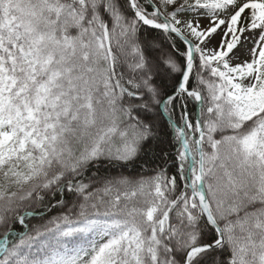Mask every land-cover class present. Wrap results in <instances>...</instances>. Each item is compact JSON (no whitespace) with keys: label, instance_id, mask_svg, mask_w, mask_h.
Masks as SVG:
<instances>
[{"label":"snow or ice","instance_id":"obj_1","mask_svg":"<svg viewBox=\"0 0 264 264\" xmlns=\"http://www.w3.org/2000/svg\"><path fill=\"white\" fill-rule=\"evenodd\" d=\"M158 5L0 0V264H264V0ZM148 30L182 41L184 64ZM157 109L176 148L156 174L85 182L151 147ZM56 194L49 210L75 203L30 227Z\"/></svg>","mask_w":264,"mask_h":264},{"label":"trees","instance_id":"obj_2","mask_svg":"<svg viewBox=\"0 0 264 264\" xmlns=\"http://www.w3.org/2000/svg\"><path fill=\"white\" fill-rule=\"evenodd\" d=\"M171 10V9H169ZM131 15V13H129ZM144 38L150 42L160 45L161 52L160 55L166 53H172L177 62L181 65L184 64V57L180 55L186 48L185 44L179 39H176V48L179 52H174L168 47L169 41L165 39V34L158 30H148L144 33ZM196 41V40H195ZM205 76L208 74L205 73ZM181 76L179 73L171 74H161L155 78L156 85L160 88L162 96L167 97L172 94L178 87ZM190 86H192L193 81H189ZM188 110L191 113V118L196 119L197 104L190 99L187 101ZM176 109L179 111L180 103L176 104ZM167 116L160 114L159 109H157V114L154 117V123L156 124V129L158 132V137L152 141L151 147L147 148L144 153H142L135 162L128 164L127 166H121L119 164H109L105 163L102 166L97 165L99 172L96 169H92L90 173L85 174V182L91 180L94 186H99L104 178H118L124 176L132 180H139L141 178H149L156 174V171L160 167V161L157 159L158 154L161 149H164L169 154H174L176 145L172 142L171 129L167 123ZM222 134L220 132L216 133V138H220ZM169 170L172 171L171 166ZM95 178V179H93ZM60 195L55 196H45V207L39 208L37 210L42 212V215H37L29 218V226H39L41 224L47 223L51 218L60 215L62 212L67 211L68 208L72 207L75 201L72 200L71 196L66 198L67 207H47L49 203L54 204L55 200L60 199ZM28 202H25L21 207V212L32 210L28 206ZM16 229V234L22 235L26 229L23 226L14 225ZM23 229V231H22Z\"/></svg>","mask_w":264,"mask_h":264},{"label":"rangeland","instance_id":"obj_3","mask_svg":"<svg viewBox=\"0 0 264 264\" xmlns=\"http://www.w3.org/2000/svg\"><path fill=\"white\" fill-rule=\"evenodd\" d=\"M154 1V3H157V6H159L158 5V0H153ZM225 16L227 15V14H224ZM245 15H247V12L245 13ZM200 23L203 25V26H208V24H209V19L208 18H204V19H202V20H200ZM221 34H222V30L220 31V32H218L213 38H212V42H211V44H209L208 45V47H211V48H214V47H216L218 44H219V41H220V36H221ZM248 35H250V34H248ZM193 38V37H192ZM195 39V38H194ZM247 47L248 48H251L252 47V44H251V42H249V44L247 45ZM241 59H248L249 57H245V56H243V51H242V49H241Z\"/></svg>","mask_w":264,"mask_h":264},{"label":"water","instance_id":"obj_4","mask_svg":"<svg viewBox=\"0 0 264 264\" xmlns=\"http://www.w3.org/2000/svg\"><path fill=\"white\" fill-rule=\"evenodd\" d=\"M192 42V41H191ZM187 111H188V108H187ZM199 118V109H198V106H197V119Z\"/></svg>","mask_w":264,"mask_h":264}]
</instances>
